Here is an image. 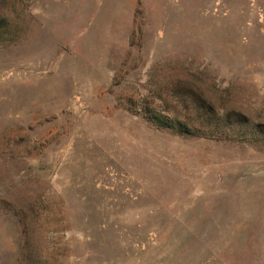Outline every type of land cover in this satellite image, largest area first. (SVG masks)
Wrapping results in <instances>:
<instances>
[{"label":"rangeland","instance_id":"obj_1","mask_svg":"<svg viewBox=\"0 0 264 264\" xmlns=\"http://www.w3.org/2000/svg\"><path fill=\"white\" fill-rule=\"evenodd\" d=\"M2 14L0 264H264V0Z\"/></svg>","mask_w":264,"mask_h":264},{"label":"trees","instance_id":"obj_2","mask_svg":"<svg viewBox=\"0 0 264 264\" xmlns=\"http://www.w3.org/2000/svg\"><path fill=\"white\" fill-rule=\"evenodd\" d=\"M13 31H14V25L12 20L8 16L2 14L0 16V38H5ZM188 108H190V106ZM148 111L150 112L149 119L157 127L167 128L175 132H178L180 134H194V126L185 119L181 120L177 116L172 117L170 116V114L167 113L168 111L163 113H160L158 111H153L150 107Z\"/></svg>","mask_w":264,"mask_h":264}]
</instances>
